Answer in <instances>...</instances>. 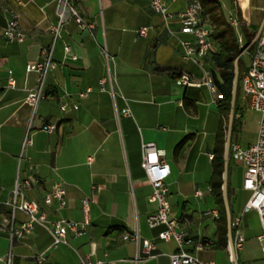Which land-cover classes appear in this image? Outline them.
I'll return each instance as SVG.
<instances>
[{"label": "crops", "instance_id": "0c3cea01", "mask_svg": "<svg viewBox=\"0 0 264 264\" xmlns=\"http://www.w3.org/2000/svg\"><path fill=\"white\" fill-rule=\"evenodd\" d=\"M219 1L224 10L236 2L250 31L264 19V0ZM74 5L92 28L84 34L73 19L61 26L53 47L56 66L45 78V96L32 108L25 97L37 74L26 72L25 66L53 41L58 0H0V264H32L38 254L46 257L42 264H80L84 257L107 264H169L175 241L158 239L162 226L150 228L146 222L156 204L148 200L151 186L140 165L144 143L164 151L169 217L177 219V229L189 240L185 250L214 264H230L227 245H215L217 218L202 215L213 209L218 213L208 185L209 156L223 117L217 91L208 88L204 74L211 75L215 44L201 63L184 60L179 41L186 36L179 32L177 19H170L167 29L149 0H75ZM183 5L177 0L170 10L176 14ZM11 13L25 34L21 42L2 35ZM141 27L147 28L144 36L136 34ZM248 62L249 57L244 69ZM181 72L190 76L192 85L176 83ZM239 104L242 119L245 104L249 106L243 96ZM125 108L128 114L122 112ZM258 123L259 117L243 143H233H252ZM47 125L54 128L47 131ZM26 138L31 144H24ZM233 164L239 178H231L229 167L227 234L232 237L239 229L244 235L237 264H264L256 239L258 214L244 210L250 191L241 187L243 166ZM27 178L36 183L20 190L25 199L35 201L49 220L87 217L86 233L52 246L48 226L36 223L24 238L12 237L11 224L17 226L27 216L13 211L9 202L16 183ZM55 182L65 190L67 205L62 209L43 201ZM84 198L89 199L86 209ZM222 205L225 209L224 201ZM144 240L153 242L155 251L141 259ZM198 243L200 249L195 248Z\"/></svg>", "mask_w": 264, "mask_h": 264}, {"label": "built area", "instance_id": "2783aa9c", "mask_svg": "<svg viewBox=\"0 0 264 264\" xmlns=\"http://www.w3.org/2000/svg\"><path fill=\"white\" fill-rule=\"evenodd\" d=\"M75 0H58L57 26L54 30L53 41L40 49L38 59L35 62L28 63L25 66L26 72H35L37 74L36 85L29 89L25 97V102L32 108L45 96L44 81L47 75L55 68L56 63L53 60V47L55 39L59 34L61 26L73 19L79 30H90L91 24L88 23L77 11ZM177 0H149V6L153 13L162 17L165 27L168 29V22L176 18L179 23V32L186 37L180 39L181 56L184 60H191L201 63V59L211 52L213 42L210 39L211 27L201 20L202 7L199 0H183V8L178 13L170 10V5ZM236 2L233 1V8L226 10V20L236 34L237 42L242 49V55H248L249 62L241 76V89L248 106L251 110L259 114V123L255 140L241 147L236 143L229 142L228 159L243 166V176L241 187L250 191V197L247 200L244 210H254L258 214L260 231L256 235L257 242L262 251H264V26L256 35V31H250L249 21L244 19L236 10ZM241 28L252 34L249 42H246ZM147 28L141 27L136 30V34L144 36ZM2 35L9 41L21 42L25 38L24 32L20 29L17 16L11 13V18L7 25L2 29ZM256 35V37H255ZM69 51L68 47H65ZM72 58H75L72 56ZM205 84L212 91H215V85L212 81L209 71H204ZM178 85H192L190 76L187 73H179L175 79ZM12 79L8 80V86L13 87ZM124 114H128V109H123ZM53 125H47L45 129L51 131ZM24 144H31V140L26 138ZM164 151L156 148L153 143H144L142 145L141 167L145 172L146 178L151 186V192L148 200L156 204L155 210L146 217L147 225L150 228L162 226L157 233V238L163 241L174 240L177 249L168 255L169 264H214L213 261L203 260L185 250V245L189 240L185 234L177 229L178 222L176 218L169 217L170 204L168 201V188L165 180L169 175V167L162 159ZM212 158V155L209 156ZM36 183L33 178H27L21 183H16L12 194V200L9 204L12 210H20L26 214L27 220L20 222L17 226L11 224L10 232L12 237L24 238L33 229L36 223L48 226L52 246L67 244L70 235L81 236L86 233V227L89 220L85 217L82 221H76L68 218H58L49 220L45 212L39 210L38 204L33 200H27L23 197L21 189H30ZM195 196H200V191H195ZM43 201L47 206L55 205L57 209H62L67 205L65 190L58 182L52 184L51 189L44 194ZM83 207L89 204V199L84 198ZM203 216L217 218L216 210H207L202 213ZM238 223H236L237 225ZM133 239L137 240L135 235ZM234 258L236 261V252L241 249L244 242V235L236 229L231 237ZM201 245H195L200 249ZM228 259L230 264H234V259L230 253L227 243ZM155 245L153 242L144 240L138 256L146 259L154 255ZM46 257L38 254L32 257V264H42ZM80 264H107L105 260L97 259L91 261L88 257L80 259Z\"/></svg>", "mask_w": 264, "mask_h": 264}, {"label": "trees", "instance_id": "16d2710c", "mask_svg": "<svg viewBox=\"0 0 264 264\" xmlns=\"http://www.w3.org/2000/svg\"><path fill=\"white\" fill-rule=\"evenodd\" d=\"M202 13L201 20L211 27L210 39L216 46L212 52L210 60L213 67L211 68L212 80L217 91V109L219 114L226 118L230 111L231 89L233 81V62L239 54L241 48L237 42L236 34L226 20L222 4L219 0H199ZM232 8V4L230 5ZM244 39L249 42L252 34H249L244 28H241ZM238 75L236 83V92L233 105V116L231 132L236 128L239 117L242 113L237 90L241 83V76L244 71L243 60L241 56L237 63ZM242 90V89H241ZM222 120L218 125L215 135V145L211 158V172L208 178L210 191L218 203V217L216 219V241L215 245L226 247L227 245V222L225 209L222 205V173H223V149L224 133L222 132ZM231 142V141H230ZM231 159H228L227 170L230 167ZM228 174V171H227Z\"/></svg>", "mask_w": 264, "mask_h": 264}, {"label": "rangeland", "instance_id": "374dc122", "mask_svg": "<svg viewBox=\"0 0 264 264\" xmlns=\"http://www.w3.org/2000/svg\"><path fill=\"white\" fill-rule=\"evenodd\" d=\"M223 11L226 15V10H224V8H223ZM241 58L243 61H245L247 60L248 55L247 54L242 55ZM237 63H238V59H237ZM237 72H238V69H237ZM237 94H238L239 101H240L241 96H243L242 90H241V83L239 85V89L237 90ZM211 98L209 100H211ZM258 117H259L258 113L249 109L247 105L245 104L244 117L242 119H239V122L236 128L232 132L230 131V141L231 142L237 141L239 143H243L248 138V136L252 133L253 128H254V123ZM227 122H228V116L226 118L223 117L222 118V128H223L222 132L224 133V143H225L226 132H227ZM233 163L234 162L232 161L230 162V173L232 174L231 178L238 180L239 178L238 166L235 167ZM237 164H240V163H237Z\"/></svg>", "mask_w": 264, "mask_h": 264}, {"label": "water", "instance_id": "95a60500", "mask_svg": "<svg viewBox=\"0 0 264 264\" xmlns=\"http://www.w3.org/2000/svg\"><path fill=\"white\" fill-rule=\"evenodd\" d=\"M262 26H264V19H262L256 35L260 32ZM84 34L88 33V30H83ZM255 35V37H256ZM242 53V49L240 50L239 54L237 55V57L235 58L234 62H233V81H232V89H231V99H230V111L228 114V122H227V132H226V138H225V143H224V150H223V161H224V166H223V173H222V197H223V201H224V206H225V212H226V221H227V228L229 231V227H230V219H229V211H228V206H227V199H226V177H227V162H228V145L230 142V131H231V124H232V116H233V105H234V98H235V90H236V83H237V59L238 57H240ZM228 244H229V248H230V253L234 259V264H237L234 258V251L232 248V242H231V237L230 234L228 232Z\"/></svg>", "mask_w": 264, "mask_h": 264}]
</instances>
